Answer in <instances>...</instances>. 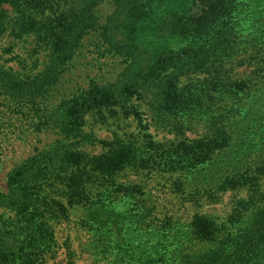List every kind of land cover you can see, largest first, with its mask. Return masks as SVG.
Segmentation results:
<instances>
[{"label": "trees", "instance_id": "16d2710c", "mask_svg": "<svg viewBox=\"0 0 264 264\" xmlns=\"http://www.w3.org/2000/svg\"><path fill=\"white\" fill-rule=\"evenodd\" d=\"M105 3L114 10L103 17L99 7ZM263 4L264 0H0V42L10 39L4 52L11 56L0 62V139L29 131H49L57 137L8 174V190L0 192V264H46L58 246L54 224L68 221L77 211L97 243H111L124 224L118 223L122 218L116 202L124 201L132 202L130 211L140 217L136 222L142 219L161 236L151 248L139 243L140 252L146 247L140 258L124 251L123 262L174 264L170 244L218 241L206 255L185 257L189 261L184 264H264V148L247 165L236 159L220 173L224 168L218 164L234 147L231 128L241 115L234 103L251 90L245 82L233 80L225 62L241 53L249 62L253 55L247 46L258 48L264 40L256 25L245 31L237 10L257 6L260 11ZM125 16L133 33L120 40L116 29ZM149 25L153 37L182 41L185 47L155 56L145 65L136 32ZM91 34L108 46V53L122 58L123 71L115 81L92 80L76 94L57 98L64 74ZM17 49L29 51L28 57L15 56ZM224 97L233 105L219 118L215 105ZM142 100L148 101L158 130L180 135L188 123L205 120L209 129L195 140H157L149 133L151 123L144 125L138 103ZM129 120L142 132L126 136L113 131L111 140L99 139L95 127L111 128ZM98 144L104 147L101 153L87 151ZM206 169L205 182L193 186L192 196L218 202L227 192L245 191L246 197L236 199L225 222L195 214L182 233L185 239L166 241L174 224L168 216H155L157 208L150 204L145 180L158 177L187 194L191 180ZM129 172L139 180L118 182ZM119 235L122 243L137 248Z\"/></svg>", "mask_w": 264, "mask_h": 264}, {"label": "rangeland", "instance_id": "374dc122", "mask_svg": "<svg viewBox=\"0 0 264 264\" xmlns=\"http://www.w3.org/2000/svg\"><path fill=\"white\" fill-rule=\"evenodd\" d=\"M99 8L100 15L103 17L111 14L114 10L111 3H105ZM249 8L240 6V10H237L239 17L242 18L241 23L245 31L247 33L252 31L256 25L255 28L261 34H264V4L260 11H258L257 6L252 9ZM130 24L131 21L126 16L119 22L118 29H116L117 39L127 40L132 35ZM136 34L138 37L137 42L140 45L139 55L145 65L155 56H167L182 51L185 47L182 41L168 39L164 36L153 37L150 25L146 26V30L136 32ZM241 40H238L239 44ZM9 42L8 37L0 42L1 63L7 62L11 57L10 53L4 52L8 48ZM98 45H101V47L99 48ZM247 47L250 57L253 55L249 62L247 55L242 54L241 51H239L241 54H237L234 59L225 62V69L230 71L229 75L232 76L233 80L238 83L245 82L246 88L251 86V90L245 98L238 99L234 103L237 108H240L241 115H238L234 122L230 121V124L233 122L231 133L234 137V147L219 161L218 164L224 168L220 170V173L227 170L224 167L225 164L232 163L236 159L242 160L241 165H247L248 161L253 162L255 158L259 157V154L261 155L264 148V142H260L264 133V78L262 76L264 75V63L262 64L264 60V40L261 41L258 48H254V45ZM107 48L108 46H104L96 35L91 34L88 36L80 53L64 74L60 94L57 95V98L61 97V94L62 97L76 94L80 89L87 88L92 80L99 83L115 81L124 69L123 60L119 55L108 53ZM14 54L23 59L28 57L29 51L17 49ZM40 58L42 65H44L47 61L45 53L41 54ZM9 65H14V63ZM191 77H194V75ZM147 102L144 100L138 101L139 104H142L144 125L151 123L149 133L153 134L157 140H195L205 135L206 128L209 129L205 120L198 121L193 125L188 123V127L182 129L184 134L180 135L176 133L168 134L169 129L158 130L153 124ZM232 105L233 102L229 98H222V101L215 105L216 110L218 109L216 117L227 116ZM95 128L99 139L103 140H111L113 131H119L126 136L142 132V129L134 120L117 121L111 128L106 126ZM35 133L29 131L21 136H6L3 141L0 139L2 141L0 145V192H7L8 174L16 165L33 154L36 148L43 149L52 144L57 138L54 133L49 131ZM103 150L102 144L87 148V151L92 154L101 153ZM228 165L231 167V164ZM206 174H208L207 169L197 173L196 179H192L190 185H188L187 194H179L174 185L162 181L161 178L153 177L145 180L147 184L145 183L144 187L150 196V204L155 205L157 208L155 216L160 219L168 216L174 224L171 233L169 234V231H167L166 241L168 238L171 241L176 238L185 239V234L182 233L188 230L187 227L195 214L213 217L218 223L225 222L233 212L236 199L246 197L247 193L245 191L227 192L218 202H212L203 196L199 198L192 196L193 186H196V183L203 184ZM138 180L137 175L129 172L120 177L118 182H137ZM195 199H198V201H194ZM116 204L117 213L122 218V221L118 220V223L124 224L115 231V238L111 243H97L95 233L83 226L82 213L77 211L68 221L54 224L58 246L56 253L48 258L46 264H131L132 261L123 262L121 256L127 253L128 256L135 255V257L140 258L146 252V247L144 246L143 252H140L139 243L143 241L144 245L151 248L154 243L159 242L161 236L159 229L153 230L147 225H143L142 219L139 222L134 220L140 217L134 211H130L133 207L132 202L124 201L116 202ZM2 212L3 210L0 209V214ZM179 231H181V236L176 237ZM120 233L127 237L133 247L137 244V248L134 250L132 247H128L129 244L122 243ZM218 245V241L197 246L185 244L182 241L169 246L172 249L170 253L174 256V264H184L189 261V258L185 257L206 255ZM139 263L143 264V262Z\"/></svg>", "mask_w": 264, "mask_h": 264}]
</instances>
